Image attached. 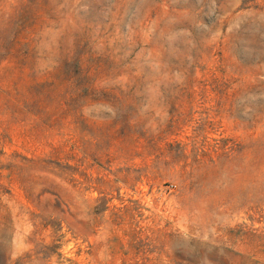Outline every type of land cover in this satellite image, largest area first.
I'll list each match as a JSON object with an SVG mask.
<instances>
[{
	"label": "rangeland",
	"instance_id": "374dc122",
	"mask_svg": "<svg viewBox=\"0 0 264 264\" xmlns=\"http://www.w3.org/2000/svg\"><path fill=\"white\" fill-rule=\"evenodd\" d=\"M0 264H264V0H0Z\"/></svg>",
	"mask_w": 264,
	"mask_h": 264
},
{
	"label": "trees",
	"instance_id": "16d2710c",
	"mask_svg": "<svg viewBox=\"0 0 264 264\" xmlns=\"http://www.w3.org/2000/svg\"><path fill=\"white\" fill-rule=\"evenodd\" d=\"M75 59H77L78 61L82 62V59L80 57H77Z\"/></svg>",
	"mask_w": 264,
	"mask_h": 264
}]
</instances>
